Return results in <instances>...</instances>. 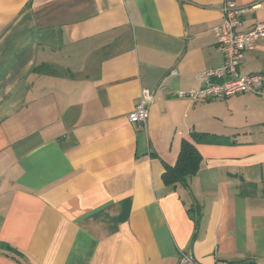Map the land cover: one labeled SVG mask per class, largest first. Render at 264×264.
<instances>
[{
  "label": "crops",
  "instance_id": "obj_1",
  "mask_svg": "<svg viewBox=\"0 0 264 264\" xmlns=\"http://www.w3.org/2000/svg\"><path fill=\"white\" fill-rule=\"evenodd\" d=\"M225 1L0 0V264H264V81L177 96L223 62ZM239 72L264 77V37ZM184 140L199 169L172 186Z\"/></svg>",
  "mask_w": 264,
  "mask_h": 264
},
{
  "label": "built area",
  "instance_id": "obj_2",
  "mask_svg": "<svg viewBox=\"0 0 264 264\" xmlns=\"http://www.w3.org/2000/svg\"><path fill=\"white\" fill-rule=\"evenodd\" d=\"M257 6L258 2L249 5H238L231 0L224 2L222 21L214 27L216 47L223 55V62L217 68L202 73L205 77L203 86L198 89L178 91V97L222 99L237 93L261 91L264 81L261 73L241 74L239 72V65L245 53L254 49L257 39L264 37V21H255L249 28H244L242 21L243 14ZM154 99L155 91L144 89L140 102L128 114V120L144 127L149 107ZM179 258L182 264H201L190 252L181 251Z\"/></svg>",
  "mask_w": 264,
  "mask_h": 264
},
{
  "label": "trees",
  "instance_id": "obj_3",
  "mask_svg": "<svg viewBox=\"0 0 264 264\" xmlns=\"http://www.w3.org/2000/svg\"><path fill=\"white\" fill-rule=\"evenodd\" d=\"M202 134H195L193 136L194 141H202ZM209 138L204 140L208 141ZM214 141V140H213ZM201 161V156L196 150L194 144L182 141L180 150L173 166L167 168L164 173V181L167 184L175 186L180 184L183 186L188 185V179L195 175L199 169V164ZM5 249L11 254V257L16 259L19 263L24 264L23 256L15 248L5 245Z\"/></svg>",
  "mask_w": 264,
  "mask_h": 264
}]
</instances>
